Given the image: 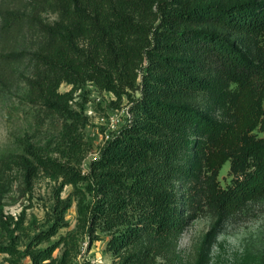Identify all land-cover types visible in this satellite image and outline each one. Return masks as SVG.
<instances>
[{
  "label": "trees",
  "instance_id": "trees-1",
  "mask_svg": "<svg viewBox=\"0 0 264 264\" xmlns=\"http://www.w3.org/2000/svg\"><path fill=\"white\" fill-rule=\"evenodd\" d=\"M51 1L59 18L36 22L43 40L28 85L34 101L63 120L61 158L25 138L16 163L28 181L44 171L61 184L47 227L27 234L24 248L16 233L24 213L0 216V253L15 264H73L76 232L51 240L67 225L72 202L59 195L68 184L86 181L93 192L88 204L80 190L77 228L91 240L98 229L118 233L115 252L143 237L176 236L187 224L184 208L192 217L201 209L198 194L218 221L264 196V0ZM64 82L70 90H60ZM87 83L126 96L131 116L83 172L85 118L72 100ZM227 162L235 178L224 188L218 176Z\"/></svg>",
  "mask_w": 264,
  "mask_h": 264
},
{
  "label": "rangeland",
  "instance_id": "rangeland-1",
  "mask_svg": "<svg viewBox=\"0 0 264 264\" xmlns=\"http://www.w3.org/2000/svg\"><path fill=\"white\" fill-rule=\"evenodd\" d=\"M58 18L59 10L51 0H0V216L8 220L12 216L16 221L24 213L22 227L16 229L21 248L29 240L27 234L47 227L61 184V179L44 171L28 181L26 172L16 163L18 155L23 153L25 138L61 158L57 148L63 120L36 103L28 85L35 71L33 52L43 40L36 22L42 19L54 22ZM143 73L142 69L140 74ZM71 87L64 82L60 90ZM132 94L137 96L139 91ZM207 99L201 95L198 101L204 106ZM72 106L85 118L80 123L79 135L87 153L82 169L87 172L100 149L130 121V103L126 96L119 100L113 93L87 83L74 93ZM213 112L222 118L219 108ZM257 134L263 136L262 131L257 130ZM234 178L230 162L225 163L218 176L219 185L228 187ZM78 188L68 184L60 191L59 196L71 199L72 205L65 213L67 225L51 239L55 241L69 231L76 232L73 264H264V196L218 221V215L198 194L201 209L192 217V209L184 208L187 224L176 236L152 241L143 237L115 252L110 248V241L118 233L98 229V237L91 240L86 229L77 228V201L81 191L88 204L93 200L86 181L79 183ZM180 188L187 193L184 185ZM2 240H7V235L0 227ZM61 252L60 246L54 256L59 257ZM0 264L15 263L7 254L0 253ZM22 264H31L30 257H25Z\"/></svg>",
  "mask_w": 264,
  "mask_h": 264
}]
</instances>
